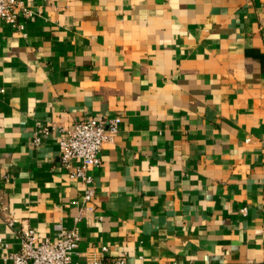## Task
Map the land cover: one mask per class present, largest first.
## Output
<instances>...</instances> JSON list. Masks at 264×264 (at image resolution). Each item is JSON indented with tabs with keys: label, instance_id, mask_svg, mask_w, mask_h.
Returning <instances> with one entry per match:
<instances>
[{
	"label": "crops",
	"instance_id": "crops-1",
	"mask_svg": "<svg viewBox=\"0 0 264 264\" xmlns=\"http://www.w3.org/2000/svg\"><path fill=\"white\" fill-rule=\"evenodd\" d=\"M23 3L22 31L0 20V241L71 226L58 140L118 118L72 263L264 264V0Z\"/></svg>",
	"mask_w": 264,
	"mask_h": 264
},
{
	"label": "built area",
	"instance_id": "built-area-1",
	"mask_svg": "<svg viewBox=\"0 0 264 264\" xmlns=\"http://www.w3.org/2000/svg\"><path fill=\"white\" fill-rule=\"evenodd\" d=\"M34 16L33 12L25 9L23 0H0V20L15 30L22 31L25 21L31 20ZM118 124V118L107 121L89 118L63 129L58 140L61 164L69 171L70 178L79 179L84 184L78 214L70 227L57 225L53 237L38 238L33 229H22L19 233L17 251H10L7 245L0 241V259L5 264H73L72 256L80 242L78 223L95 217L91 206L94 192L90 170L100 166L101 149L104 144L112 141ZM41 133L47 135L49 128H44ZM35 141L38 143L39 138L36 137ZM0 213H9L1 190ZM5 223L8 227H13L14 220L8 216ZM111 264H124V260L117 258Z\"/></svg>",
	"mask_w": 264,
	"mask_h": 264
}]
</instances>
